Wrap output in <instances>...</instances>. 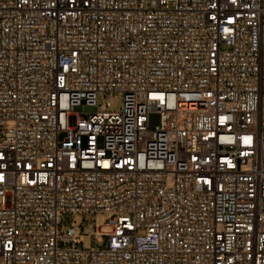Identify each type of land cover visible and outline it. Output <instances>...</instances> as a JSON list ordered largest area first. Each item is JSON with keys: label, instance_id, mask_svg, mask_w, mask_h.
<instances>
[{"label": "built area", "instance_id": "2783aa9c", "mask_svg": "<svg viewBox=\"0 0 264 264\" xmlns=\"http://www.w3.org/2000/svg\"><path fill=\"white\" fill-rule=\"evenodd\" d=\"M0 264H264V0H0Z\"/></svg>", "mask_w": 264, "mask_h": 264}, {"label": "rangeland", "instance_id": "374dc122", "mask_svg": "<svg viewBox=\"0 0 264 264\" xmlns=\"http://www.w3.org/2000/svg\"><path fill=\"white\" fill-rule=\"evenodd\" d=\"M105 94L100 92L98 94V104H102L104 102ZM122 96L119 92H112L109 98V107L110 110H119L121 107ZM99 109V106L97 107ZM75 116H69V125L73 126L75 124ZM61 135L60 137H62ZM109 218V215L104 212L98 213H75V214H65L61 218V223L59 226V233H64L66 228L70 226L71 222L75 223L77 228V243L74 245L75 247L88 248L91 246V237L95 233V225H101V232L110 231V226L105 225L104 223ZM64 246H70L68 244L61 243ZM100 246V244H98Z\"/></svg>", "mask_w": 264, "mask_h": 264}, {"label": "snow or ice", "instance_id": "6c2138e0", "mask_svg": "<svg viewBox=\"0 0 264 264\" xmlns=\"http://www.w3.org/2000/svg\"><path fill=\"white\" fill-rule=\"evenodd\" d=\"M250 140V138H246V141Z\"/></svg>", "mask_w": 264, "mask_h": 264}]
</instances>
